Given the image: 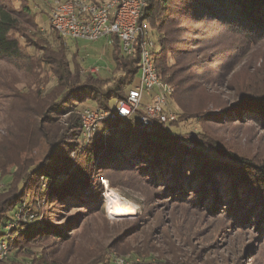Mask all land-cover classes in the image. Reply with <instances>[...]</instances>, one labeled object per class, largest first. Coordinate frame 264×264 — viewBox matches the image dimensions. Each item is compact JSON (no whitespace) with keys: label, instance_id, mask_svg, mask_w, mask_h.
Segmentation results:
<instances>
[{"label":"trees","instance_id":"16d2710c","mask_svg":"<svg viewBox=\"0 0 264 264\" xmlns=\"http://www.w3.org/2000/svg\"><path fill=\"white\" fill-rule=\"evenodd\" d=\"M13 1L0 0V59L27 61V114L0 145V181L5 180L8 188L0 194V228L11 220L10 213L23 208V202L27 206L38 199L46 207H55L52 216L18 222L16 255L50 241L75 246L86 218L83 212L95 205L96 190L89 181L110 172L138 174L171 207L185 205L208 218H221L236 230L251 228L264 235V160L223 145L205 124L198 133L192 129L198 121L236 117V121L256 122L264 130V80L239 86L230 106L205 112L214 104L213 88L227 87L249 51L264 47V0H146L139 26L158 31L155 66L161 81L175 88L166 111L174 112L177 121L155 122L152 133L139 131L136 117L110 122L88 142L82 136L81 113L90 108L84 105L92 102L96 109L113 111L127 98L140 72L142 37L130 57L114 37L115 69L103 80L83 71L68 45L70 39L51 26L47 34L28 4L31 0H18L20 8ZM33 1L46 6L45 0ZM184 35L204 38L189 40ZM20 38L27 40V52ZM199 45L216 52L193 61ZM10 167L14 171L4 174ZM74 210L78 217L72 223L66 217ZM120 229L115 226L119 233L112 248L140 232L139 228L124 233ZM152 252L143 257L138 250L124 264H172L163 257L155 260ZM114 258L104 254L88 264H115Z\"/></svg>","mask_w":264,"mask_h":264},{"label":"rangeland","instance_id":"374dc122","mask_svg":"<svg viewBox=\"0 0 264 264\" xmlns=\"http://www.w3.org/2000/svg\"><path fill=\"white\" fill-rule=\"evenodd\" d=\"M6 1L11 2V0ZM53 1L45 0L43 3L46 6L41 3L37 5L33 0L28 2L37 15L38 22L45 30L50 27L48 15ZM12 3L15 8L21 6L18 0H14ZM44 10L45 13H43ZM203 26L201 25V28H204ZM194 28L200 27L195 25ZM150 36L157 43L158 31H150ZM182 38L203 41L204 37L184 35ZM209 38L208 36L207 39ZM20 40L23 49L27 52V40L21 38ZM67 42L71 52L78 56L77 60L84 72H91L92 69L98 68L100 71L95 73L98 78L104 80L112 76V71L115 69L113 47L108 46L106 39L98 41L68 40ZM195 48L196 53L192 57L193 61L208 59L216 52L215 49L206 50L203 45ZM253 50L249 51L248 49L247 57L232 73V80L227 87L213 88L215 90L213 93L214 104L208 106L207 109L205 107V112L215 113L227 104L230 106L236 100L239 86L250 81L259 84L264 80V47H261V51L255 48ZM257 50L258 52H256ZM245 63L246 65H244ZM139 83L138 75L132 87L138 86ZM156 93L157 91L153 90L152 97ZM147 95L145 93L142 105L152 103V97L148 98ZM171 104L173 105V103ZM84 106L96 109L92 102H87ZM26 114L27 61L0 59V145L4 143L11 127H18L21 118ZM197 123L198 125L195 124L192 128L193 132L198 133L200 126L205 124L206 129L215 134L217 140L224 143L223 145L235 152L264 160V130L258 123L247 118L236 121V117L213 121L207 119V121H198ZM12 171L14 169L10 167L4 174H10ZM107 177L111 180H106ZM89 182L91 187H95L96 190L95 205L92 206L91 211L84 210L83 212V216L86 218L82 223L83 228L78 231L80 234L76 245H59L50 241L33 245L28 253L22 250L16 255V251L13 250L8 264H54L53 261L58 264H65V262L67 264H88L91 260L95 261L94 257L104 254H114L115 264H124L125 260L130 263L129 259L132 253L138 250L143 253V257L150 255L148 252L153 251L155 260L163 257L172 264H264V235L251 228L236 230L221 218H208L197 211H192L185 205L171 207L159 200L156 196L159 192L158 189L149 188L142 179H139L138 174L110 172L99 176L95 175ZM100 186L102 193L99 192ZM112 186H117L119 189ZM109 189L119 195L122 202L131 207V212L123 215L117 214L115 211V213H111L113 212L110 209L111 203L106 199ZM7 192L5 180L0 181V194ZM30 195L34 200L35 193ZM29 205L31 207L27 210ZM23 206L20 212L10 213L11 220L1 226L0 233L5 230L16 238L18 236L16 228L20 223L15 221H31L37 217L54 215L51 211L55 210V207H46L38 199L37 203L33 202L27 206L23 202ZM77 210L66 217H71L72 223L74 217H78ZM89 214L91 216L87 217ZM155 215L156 217L153 219L152 216ZM79 222L81 220L77 221V223ZM116 225L121 227L119 230L121 233L133 228H139L140 232L128 238L124 244L112 248L114 239L119 233L115 230ZM165 236L166 238L163 240L162 238ZM161 249L166 252L165 256L156 251ZM53 250L56 252L55 255H51ZM36 258L44 259L39 261Z\"/></svg>","mask_w":264,"mask_h":264},{"label":"built area","instance_id":"2783aa9c","mask_svg":"<svg viewBox=\"0 0 264 264\" xmlns=\"http://www.w3.org/2000/svg\"><path fill=\"white\" fill-rule=\"evenodd\" d=\"M51 4L49 24L65 39L98 41L116 37L120 41L122 53L130 57L135 52L138 37H142L139 45V85L130 90L127 98L120 101L113 111L97 108L81 113L85 142L102 125L118 121L130 122L141 110L143 113L136 125L139 131L149 133L154 121H177L174 112L166 111L175 88L159 78L154 61L156 43L151 38L150 31L139 26L146 0H54ZM153 90L157 93L152 97ZM145 93L152 97L151 104L142 105ZM0 237V264H8L15 236L4 230Z\"/></svg>","mask_w":264,"mask_h":264},{"label":"bare ground","instance_id":"6f19581e","mask_svg":"<svg viewBox=\"0 0 264 264\" xmlns=\"http://www.w3.org/2000/svg\"><path fill=\"white\" fill-rule=\"evenodd\" d=\"M118 196L119 195H117L111 189H109L107 191L106 199H108V201H110V203H111L110 209L113 211L111 213H115L116 212L117 214H122L123 215V214H128L129 212H131V207L128 204L122 202V200ZM118 201H121V202L117 203Z\"/></svg>","mask_w":264,"mask_h":264},{"label":"crops","instance_id":"0c3cea01","mask_svg":"<svg viewBox=\"0 0 264 264\" xmlns=\"http://www.w3.org/2000/svg\"><path fill=\"white\" fill-rule=\"evenodd\" d=\"M104 39H106L107 40V42H108V46H111V47H113V50H114V46H113V44H114V38H104ZM100 70L98 69V68H95V69H92L91 70V73H93V74H95V73H97V72H99ZM147 97L149 98V95H147ZM147 98V99H148ZM143 100H144V97H143ZM142 100V101H143ZM146 100V99H145Z\"/></svg>","mask_w":264,"mask_h":264},{"label":"water","instance_id":"95a60500","mask_svg":"<svg viewBox=\"0 0 264 264\" xmlns=\"http://www.w3.org/2000/svg\"><path fill=\"white\" fill-rule=\"evenodd\" d=\"M143 113V110H141L140 112H139V114H137V115H135L132 119H134L135 117L138 119L137 120V122L139 121V119H140V115ZM155 122H158V121H154L153 122V127H152V130L149 132V133H152L153 131H154V125H155ZM175 122V121H174ZM158 123H163V122H158ZM165 123H169V122H165Z\"/></svg>","mask_w":264,"mask_h":264}]
</instances>
